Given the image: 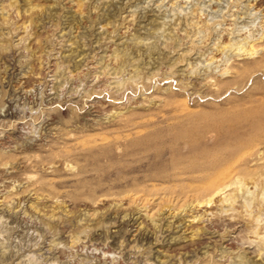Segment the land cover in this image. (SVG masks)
<instances>
[{
    "label": "rangeland",
    "instance_id": "1",
    "mask_svg": "<svg viewBox=\"0 0 264 264\" xmlns=\"http://www.w3.org/2000/svg\"><path fill=\"white\" fill-rule=\"evenodd\" d=\"M78 3L0 0V264H264V0Z\"/></svg>",
    "mask_w": 264,
    "mask_h": 264
},
{
    "label": "bare ground",
    "instance_id": "2",
    "mask_svg": "<svg viewBox=\"0 0 264 264\" xmlns=\"http://www.w3.org/2000/svg\"><path fill=\"white\" fill-rule=\"evenodd\" d=\"M78 2H79L78 4H81V3L85 4V0H78ZM194 24L198 25L197 22H194ZM195 27L199 31L201 28L204 27V25H202L200 27L199 26L198 27L195 26ZM258 44H260V43H258ZM222 45H218V46L220 47ZM228 45H229V47L226 45L228 47V49L230 48V49H233V51H237L236 55L240 56V57L246 56L248 59H250L251 57H253L255 54L258 53L257 49L255 48L258 45H256L254 40L252 42H249L248 38H244L241 41L232 42L231 44H228ZM223 51H224V49H223ZM227 51H229V50H227ZM211 59L214 60L213 58H211ZM122 65H124V64H122ZM225 65H229L228 61H227V64H225ZM120 67H122V66H120ZM125 68H124V70H125ZM234 70H236V68ZM115 72H116V70H115ZM141 133H142V130H140V129L136 132L137 135L141 134ZM143 138H144V136L139 138V140L138 139H136V141L132 140L133 141L132 145L134 143L143 142L144 141ZM211 156L212 155L201 156L200 158H197V159H194L191 161V163L188 167L189 168L188 173L191 176H193V179L190 180V184L187 187L188 192L196 197V199H194V200L197 201L198 206H202L205 208L213 207L214 203H215V197H217V196L220 197V200L219 199L218 200L221 201L223 204L229 203L228 205L231 206L236 202V199H237L236 194H235L236 192L234 193V190H233L232 193H231V191H228V193H227L226 190L232 186L235 187L236 191L237 190L238 191L243 190L244 186H245V182H244L245 179L242 177H239L235 174V169H234V166L231 162L222 161L223 159L222 160L215 159L216 156L215 157L214 156L211 157ZM186 173H187V171H186ZM263 196H264V193H263ZM261 199H263V198H261ZM250 200L253 201L252 199L246 200V202L244 203L245 207L248 208L251 206L252 202ZM228 205H226V206L228 207ZM226 212H228V211L226 210ZM193 218L194 219L199 218V220L202 219L201 215L200 216L199 215L194 216ZM253 222H254V226H255L254 227V233L256 235V238H259L261 240V242H262L261 248L264 249V236L261 235L262 233L260 231L258 232V228L260 225L259 224V222H260L259 217L254 216ZM252 231H253V229H252Z\"/></svg>",
    "mask_w": 264,
    "mask_h": 264
}]
</instances>
